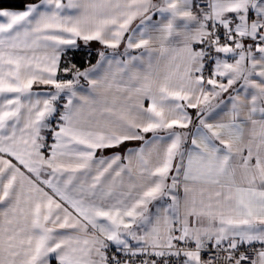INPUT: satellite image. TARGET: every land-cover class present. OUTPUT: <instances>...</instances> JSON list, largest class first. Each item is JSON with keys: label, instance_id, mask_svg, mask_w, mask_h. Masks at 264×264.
<instances>
[{"label": "snow or ice", "instance_id": "obj_1", "mask_svg": "<svg viewBox=\"0 0 264 264\" xmlns=\"http://www.w3.org/2000/svg\"><path fill=\"white\" fill-rule=\"evenodd\" d=\"M0 264H264V0H0Z\"/></svg>", "mask_w": 264, "mask_h": 264}]
</instances>
